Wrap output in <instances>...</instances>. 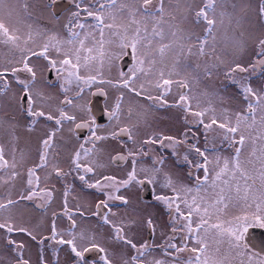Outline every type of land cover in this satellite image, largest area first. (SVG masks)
<instances>
[{
    "label": "snow or ice",
    "instance_id": "1",
    "mask_svg": "<svg viewBox=\"0 0 264 264\" xmlns=\"http://www.w3.org/2000/svg\"><path fill=\"white\" fill-rule=\"evenodd\" d=\"M51 3L54 4L55 0ZM229 4L232 12L226 10ZM75 6L77 11L64 25L67 37L35 29L31 25H28L27 33H22L20 28L9 26L0 17V44L6 48L0 62V98L12 91L15 85L19 89L20 106L26 105L27 116L32 118L28 131H32L41 119L55 125L40 140L38 163L30 167L26 166L23 151L17 158V150L13 147L8 158L5 147L0 144V187L5 189L0 193V231L9 237L7 243L17 252L16 264L30 262L23 258V243L11 239V234L24 233L33 240L36 236L29 228L17 223L14 209L21 201L40 199L48 204L53 199V189L42 186L40 170H47L44 184L53 173L57 178H63L75 172L84 186L104 194L105 199L96 203L91 215L111 227L114 240L134 251L133 255L122 257V264H230V259L236 258H239V264H253L251 256L245 259L242 248H247V245H242L241 241L249 226L264 228V89H254L250 83L255 73L264 74V38L258 40L256 59L247 66L235 59L226 61L218 53L221 44L224 49L232 47L239 51H243L246 45L242 32H234L225 26L226 21L228 26L240 23L236 16L239 7L236 0H200L198 5L185 4L195 21L203 23L202 36L186 33L174 23L175 12L179 8L170 0H156V3L154 0H79ZM5 7L4 0H0V10ZM24 7L26 9L27 5ZM259 12L264 17V4ZM128 50L136 61L131 74L125 76L120 73V79L115 82L105 80V65L110 66ZM50 51L55 52L54 57L49 55ZM33 57L47 61V67L55 70L63 81L60 87L65 98L55 109L56 115L50 110L48 98L37 86L36 66L30 63ZM189 57L203 60L202 72L200 63L195 66L185 63ZM221 72L225 79L238 87L244 101L242 109L217 108L214 103L216 93H192L193 83L199 84L201 78L211 79ZM242 73L249 76L239 77L238 74ZM73 83L76 84L77 96L93 84L106 83L152 102L149 107L176 108L183 113L185 129L180 136L153 132L138 143L135 139L137 125L126 122L133 118L134 112L132 108L126 113L123 111L125 93L121 91L108 114L109 120L115 121V126L110 133L99 135L93 127L94 120L91 123L83 118L78 121L75 114L65 110L66 106L74 103L67 96L71 90L67 86ZM174 87L177 92L169 101ZM12 99L16 100L17 96L13 94ZM65 122L74 124L75 129H88L90 133L89 138L71 153L67 172L54 151L57 134ZM194 128L203 129V149ZM210 132L215 134L211 149L208 147ZM122 135L132 140L135 148L129 149L127 156L117 154L111 159L123 161L131 158L132 167L126 178L104 174L90 180V175L95 177L98 169L104 167L99 161V142ZM217 137L222 145L227 144L231 149L229 155H223L216 149ZM189 140L194 142L189 143ZM145 145L169 148L174 155L178 154L180 146H186L183 162L187 164L188 176L194 183H184L165 172V159L159 154L152 158L153 167L139 169L144 173V178H139L137 158L156 151L146 150ZM22 175L26 176L25 186L14 198L17 178ZM161 177L162 186L169 189L171 195H157L155 198L170 211L171 234L157 246L164 257L157 258L152 245L147 242L138 245L129 238L125 233L128 225L123 220L117 223L110 219V216H116L110 202L127 204L126 197L118 195L122 188L133 183L155 184ZM70 191V186H66L60 214L69 221V229L66 232L57 229V214L54 213L51 235L39 243L49 239L57 245H68L79 258L78 264H87L85 254L93 249L103 253V264H113L95 235L88 234L86 229L79 233L73 231L78 227L76 217L85 218L86 210L80 205L75 208L69 206ZM229 209H235L237 214L225 219ZM146 223L154 232L153 221L149 218ZM78 241L82 243L78 245ZM225 244L227 254L222 251ZM182 253L186 258L180 255ZM41 264H45L43 257ZM258 264H264V259Z\"/></svg>",
    "mask_w": 264,
    "mask_h": 264
},
{
    "label": "rangeland",
    "instance_id": "2",
    "mask_svg": "<svg viewBox=\"0 0 264 264\" xmlns=\"http://www.w3.org/2000/svg\"><path fill=\"white\" fill-rule=\"evenodd\" d=\"M77 2H79V0H73L71 8L64 12L61 17L56 18L51 10V0H49V2L48 0H4V4L6 7L3 10H0V17L4 18L5 23L9 26H16L20 28L22 33H27L28 25H31L35 29H40L47 32H55L63 37H67V30L65 29L64 25H66L69 20L72 19V13L77 11L75 6ZM170 2L174 6H178L179 8V10L175 12L176 21H174V23L186 33L194 34L195 36H202L204 32L203 23H197L195 21L194 15L185 8L186 3H194L198 5L200 3V0H170ZM154 3H156V0H154ZM236 3L239 5L236 10V16L237 18H239L240 23L239 25L233 23L231 26H228L226 21L225 26L230 27L234 32H242L244 34V39L246 40V45L243 51H239L232 47L224 49V45L221 44L220 48H218V53L222 54L223 58L226 61L231 62L233 59H235L236 62L247 66L256 59V52L258 51V40L260 38H264V17H262L259 12L261 5L264 4V0H236ZM25 4L27 5L26 9L24 7ZM226 10L228 12H232L230 4L226 6ZM9 12H11V17H9ZM221 35H223V30H221ZM5 52L6 48L2 44H0V62L3 61ZM51 52L52 56L54 57L55 52ZM185 63L191 64L193 66H195L196 63H200V71H203V60H199L197 57H189L185 61ZM135 64L136 61L133 59L131 66L129 67L127 72L124 73L125 76L131 74V70L135 66ZM120 73L122 72L120 71L117 59L110 66L106 64L103 71L104 79L112 80L114 82L120 79ZM238 76L247 77L249 76V74L242 73L238 74ZM61 83H57L56 86L52 87L43 86L42 83L40 86H38L39 90L44 94V96L48 98V103L51 106L50 110L53 113L55 112L54 100L56 99V97L58 99L62 97V95L59 93ZM250 83L254 89H264V74H261L260 72L255 73L251 76ZM94 86H102L105 89V108L109 112L114 105L116 96H118L121 91L125 93L123 111L126 113L129 108L133 109V118L126 122L130 125H137L135 131V139L138 143L146 139L148 135L152 134L153 132H163L167 135L180 136V134L185 129L182 118L183 113L176 108L155 106L149 107L152 102L143 100L139 97H135L134 94L128 93L124 89L118 90L117 88L112 87L106 83L94 84ZM67 87L71 89L68 94H73L74 92H76L75 83H73L72 85H68ZM50 90H53V92L49 94ZM203 91L217 94V98L214 99V103L216 104L217 108L223 106L230 110H238L244 107V101L238 87L225 79L222 72L218 75H214L211 79L201 78L199 84H192L193 94ZM176 92L177 90L174 87L173 94L168 97L169 101L174 99ZM13 94L17 96L16 100L12 99ZM55 94H57L56 97ZM18 97L19 89L17 86L13 85L12 91L8 92L6 96L0 98V144L5 147L6 157L8 158H10L11 156L10 150L13 147H15V149L17 150V158H19L20 152L23 151V153L25 154L26 166L30 167L32 166V164H34L35 155L39 149L40 140L43 136L46 135V131L44 129L49 127L50 123L49 121L41 119L33 127L32 131H28L32 118L28 117L27 113L23 112L20 109ZM85 99V93L80 94L78 98L73 99L74 103L72 104V106L65 109L70 114H75L78 121L82 118L85 120L90 119V113L88 107H86ZM123 119L124 118H122V120ZM70 123L71 122L64 124L65 126L63 127L62 132L57 134L55 140L56 147L54 151L58 154V159L64 160L65 165L69 161L71 153L78 146L76 139H72L73 136L68 133L69 129L65 128L67 125L69 126ZM114 126L115 121H110L108 125L97 128V134L106 135L113 130ZM193 131L196 132V135L199 139V146L203 149L205 147V137L203 129L194 128ZM214 135L215 134L211 132L208 134L209 149H211L213 146L212 142ZM192 142L194 141L189 140V143ZM98 146L101 148L99 161L104 165V167L98 169L97 174L95 177H93V179L98 178L101 174H105V172H107V169H112L111 167L113 166L109 164L108 159L113 153L123 152L127 154L129 149L134 150L135 148L132 140L122 141L119 139L117 140L111 138L106 141H101ZM215 146L216 149L220 150L223 155H229L231 152V149H229L227 144L222 145L219 142L218 137L216 139ZM144 147L146 150L155 149L156 151H150L148 156H140L137 158V171L139 178L144 177V173H141L139 169L141 167H153L152 158L154 155L159 154L162 155L165 159V164L163 166L165 172L170 173L174 179H178L184 183L190 185L194 183L192 177L188 176L189 168L187 164L183 162V155L187 151L186 146H180L177 155H174L171 149L160 148L158 145H145ZM141 157L144 158L142 159ZM139 159L142 160L140 161ZM120 169L121 171L115 170V176H117L118 178H126L127 172H129L131 166L130 164H126ZM24 177L25 176L22 175L21 177L17 178L14 198L19 193L18 188L22 180H24V182L26 180L24 179ZM152 185L154 190L153 202L148 205H140L138 203V200L140 199L138 197L135 198L130 202L131 205L127 210V213L129 215H133L137 218H142L145 215L160 217L167 214L166 212L168 209L166 208V206L162 202L156 200L155 197L157 195L164 194L171 195L170 190L162 186V177L160 178V180H158L157 183ZM4 190L5 189L3 187H0V193H3ZM97 192V190L89 191L85 194L77 191L71 192L68 197L69 204L73 207H75L76 205H80L86 210V212L91 211L92 205L96 200L105 199V196L102 192L101 195L103 194V197H99ZM77 193H79V197H77ZM118 195H122L125 197V192H119ZM62 196V193H59L54 206H46L45 210L36 209L34 208V206L28 205L21 201L19 206L14 209L17 223L29 228V230L36 236V240H29L28 235L26 236V238L23 235L21 237L20 235H18L17 239H25V242L27 244L35 247L37 238H40V236L42 235L49 234L51 225L50 221H48L49 217L52 211L55 213V211H59L60 207L63 206ZM82 200L89 204H82ZM110 203L113 211L116 212V215H119V205H114L115 201ZM235 214H237V211L235 209H229L224 218L229 219ZM93 220L94 219H91L90 217L78 220V227L74 229V232L79 233L81 229H86L88 234L97 236V234L101 231L96 228V223ZM138 220L139 219H137L136 221ZM160 223L161 222H158V225L162 226ZM59 225H61L62 228L60 230L57 227L58 230L64 232L67 231V226L64 224V221L63 223L60 222ZM106 227H109V225H106ZM3 238V232L0 231V264H2L1 257L4 253L3 249L5 242ZM101 238L102 237L100 235L99 239ZM108 238L109 236L105 235V244H107ZM65 239H67V236H65ZM65 248H67V246L63 245V249H60L58 251L57 264H72L74 262L69 260V256L65 255ZM222 251L227 254L228 249L226 244L222 245ZM242 251L245 253V259L247 256H251L253 258V264H258V262L262 260V258L258 256L246 253V251H244L243 249ZM230 264H239V258H236L234 260L230 259Z\"/></svg>",
    "mask_w": 264,
    "mask_h": 264
},
{
    "label": "flooded vegetation",
    "instance_id": "3",
    "mask_svg": "<svg viewBox=\"0 0 264 264\" xmlns=\"http://www.w3.org/2000/svg\"><path fill=\"white\" fill-rule=\"evenodd\" d=\"M48 2H49V0H48ZM70 2H71L70 6L67 7L66 9L60 11L59 14H57L59 12V11H57V9L55 10L57 12L56 13L54 12L53 3H52L51 10H52L53 15L56 18L61 17L64 12H66L67 10H69L71 8V6L73 4V0H70ZM76 31H80V30L76 29ZM51 53L52 52L50 51V53H49L50 56H52ZM132 62H133V54H132L131 50H128L127 54L121 55L117 59V63L119 65L120 71L122 73L127 72L129 67L131 66ZM30 63H34L36 66L37 86H40L42 83L43 86L52 87V86H56L57 83L63 82L62 79L58 77L55 70H51L47 67V61L43 60V58L33 57L32 60L30 61ZM123 63L126 64L124 70H123V65H124ZM21 76L24 77L25 74H21ZM51 92H53V90H50L49 94ZM59 93L62 95V97L60 99H58L56 97L57 94H55V97H56V99L54 100L55 109L58 106H61L60 102L65 98V93L62 91L61 88H60ZM83 93H85V96H86L85 103H86V107H88V110L90 113V119L87 121L89 123H91V121L94 120L95 124L93 125V127H96V129L99 127H104V126L108 125L111 121V120H109V117L107 120H105V118L104 119H102V118L97 119L95 117V115L91 112L93 102H95L99 96H103V100L101 101L102 107L105 111H107L109 113V111L105 108V99H106L105 89L102 86H94V84H93L91 87L85 88V91ZM67 96L69 98H72V99L78 98V96L76 95V92H74L73 94L67 93ZM71 106L72 105L66 106V109L71 107ZM26 107H27L26 105L23 108L20 106V109L23 112H26ZM53 114L56 115L58 113H56V111H55ZM49 123L48 124L50 126L44 129L46 131V134H47L50 127H55L54 122H49ZM67 123H69V122H65V124H67ZM65 128L69 129L68 133H70L73 136L72 139H76L78 146L80 143H83L85 140H87L89 138L90 133H89L88 129H75V126L72 123H70L69 126L67 125ZM116 139L117 140L119 139L122 141H126V140L128 141L129 140L127 136H125L124 138L119 136ZM100 143L101 142H99V144ZM117 154H123V155L127 156V154L123 153V152L113 153L108 159L109 164L112 165L113 167H111L112 169H107L106 170L107 172H105V174L115 175V170L121 171L120 168L125 166L126 164H130V166L132 167L130 157L126 160H123V161H114L111 159V157H113ZM141 158L143 159L144 157H141ZM142 159H139V160L141 161ZM59 160L62 161L61 167L63 168V170L65 172H67L69 170L68 162L65 165L64 160H62V159H59ZM34 163H38V151L36 152ZM46 171L47 170H40L39 174L41 176L42 186L53 189L54 195H53V199H52L51 203L45 204V202L43 200H40V199H34L32 201H22V202H24L28 205H32L36 209L45 210L46 206H49V205H51V207L54 206V204L56 203V199L58 197V194L62 193V195H63L66 186H70V189H71L70 193L77 191V192H80L82 194H85V193H88L89 191L96 190V189H89L86 186H84L82 184V182L77 178V175L75 172H71L69 175H67L63 178H57L55 176V174L53 173L49 177L47 183L44 184L43 180H44V176H45ZM101 175H104V174H101ZM143 178L144 177H141V179H143ZM24 179H26V176L24 177ZM89 179L93 180V176L90 175ZM24 186H25V182H24V180H22V182L18 188L19 192L23 190ZM131 188H132V190H131ZM153 191H154L153 185L148 184V183H145L143 185L133 183L128 188H122L120 192H122V193L125 192V197L128 200V203L123 204L120 201H115L114 205H119V207H120V209H118L119 215L110 216V219L113 220L114 222H117V223H119L121 220H123L128 225L127 227H125V233L129 236V238H131L138 245L141 243L147 242L148 244L153 246V254L155 256H157V258H164V257H162V250L159 249L157 246L163 244V242L167 238V236L171 234L170 211L167 210V212H166L167 214L164 216L154 217V216H150V215H145L142 218H137V217H135L133 215H129L127 213V210L131 205L130 202L137 197L140 199V200H138V203L140 205L141 204L142 205L151 204L153 202V198H154V192ZM97 194L99 197H103V194L101 195V192H97ZM77 197H79V193H77ZM62 198L64 199L63 196H62ZM63 199H62V204H63ZM100 200L101 199H98L95 202L93 200L94 203L92 205V210L86 212L85 218L90 217L91 219H94L93 221H95V223H96V228L101 231L100 233L97 234V236H95L97 239V242H99L107 250L110 259H112V261H113V264H122V257H129V256L134 254V251L130 247L123 245L121 242L114 240L111 227L110 226L106 227V225L103 224V221L99 217L91 215V213L93 211H95L96 203L99 202ZM81 202L84 205H85V203L89 204L83 200ZM37 205H44V206L38 207ZM69 206L71 208H75V207L71 206L70 204H69ZM62 211H63V206L60 207L59 211H55V214H57L56 215V226L58 224L57 227H58V229L61 230L62 227L59 224H60V222L63 223V221H64V224L67 226L66 228L68 230L69 229V221L67 220L66 217H62L60 215L62 213ZM53 213L54 212L52 211L51 215L49 217V220L47 219L48 221H50L51 225H52V221H53ZM149 218L153 221V224L155 225V231L154 232L152 230H150L147 226L146 221ZM137 219H139V220L136 221ZM76 220H77V225H78V220H81V219L79 216H77ZM158 222H161L160 224L162 226H159ZM138 224H139V226H138ZM51 225H50V229H49L50 233L46 234V235H42V236H40V238H37V242L35 243V247H32L31 245L27 244L25 242V239H20V240L17 239L18 235H20V237L23 235L26 238L27 234H24V233H13V234H11V237H10L11 239H14L15 241H17V243H23L24 248L21 250L22 255H23L24 259H26L30 262V264H41V258L42 257H43V261L45 262V264H57L58 251L60 249H63V245H57L49 239H45L43 244L39 243V241L41 239H43L44 237H49L51 235ZM251 227L261 228L257 225L249 226V228H251ZM107 230L108 231L110 230V231L108 232ZM73 231H74V229H73ZM246 233H245V235H246ZM100 235L102 237L101 239H99ZM105 235L109 236L107 244H105V242H104ZM177 235H180V234H177ZM245 235H244V239L241 241V244L242 245L246 244L247 248H242V249L250 255H255V256H258V257L264 259V253L250 247L249 244H247L245 242ZM3 237H4L3 240L5 243H4V249H3L4 253H3V256L1 257L2 264H16L17 252L14 250L13 246H10L7 243V239L9 237H7L6 234H4V233H3ZM31 239L32 238L29 236V240H31ZM177 242H179V241H177ZM81 243L82 242L78 241V245ZM65 246H67V248L64 249V250H66L65 255L69 256V260L74 261L72 264H78L79 258H77L75 256V254L72 253L71 248L68 245L65 244ZM102 255H103V253H100L94 249L88 251L85 254L87 264H103V260L101 259ZM180 255L183 258H186V254L182 253Z\"/></svg>",
    "mask_w": 264,
    "mask_h": 264
},
{
    "label": "water",
    "instance_id": "4",
    "mask_svg": "<svg viewBox=\"0 0 264 264\" xmlns=\"http://www.w3.org/2000/svg\"><path fill=\"white\" fill-rule=\"evenodd\" d=\"M70 0H55V3L53 4V10L57 14L60 13L62 9H66L70 5ZM57 9V11H55ZM124 64V63H123ZM126 64L123 65V70L125 68ZM99 98V99H98ZM95 102H93V106L91 109V112L95 115V117L102 118L105 120L108 119V112L105 111L102 107L101 101L103 100V96H99ZM126 135H122L120 137L124 138ZM245 242L249 244L250 247L264 253V229L262 228H254L251 227L248 229L246 235H245Z\"/></svg>",
    "mask_w": 264,
    "mask_h": 264
}]
</instances>
